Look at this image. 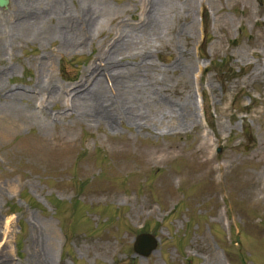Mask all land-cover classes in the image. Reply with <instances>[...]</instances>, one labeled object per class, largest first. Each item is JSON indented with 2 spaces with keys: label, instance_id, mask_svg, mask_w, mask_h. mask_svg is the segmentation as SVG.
<instances>
[{
  "label": "rangeland",
  "instance_id": "1",
  "mask_svg": "<svg viewBox=\"0 0 264 264\" xmlns=\"http://www.w3.org/2000/svg\"><path fill=\"white\" fill-rule=\"evenodd\" d=\"M173 1L167 27L182 33L148 60L161 97L145 127L115 132L76 118L69 91L148 2L105 0V31L61 53L58 40L9 39L21 10L0 6V264H45L43 251L49 264H264V0H190L189 15ZM45 65L51 84L30 95ZM185 95L186 124L158 113ZM140 233L157 238L145 256Z\"/></svg>",
  "mask_w": 264,
  "mask_h": 264
},
{
  "label": "bare ground",
  "instance_id": "2",
  "mask_svg": "<svg viewBox=\"0 0 264 264\" xmlns=\"http://www.w3.org/2000/svg\"><path fill=\"white\" fill-rule=\"evenodd\" d=\"M104 1L14 0L18 10H21L17 20L21 30L14 25L15 27L12 26L13 29L8 30L6 36L12 40L28 36L41 41L58 40L59 53L64 50L80 51L91 47L96 38L106 29V22H103L106 20L107 11L103 6ZM146 1L149 7L144 19L137 25L127 24L123 27L117 25L115 27L117 31L111 36L110 44L100 49L101 55L97 54L103 57L104 64L101 67L96 63L90 64L83 70L79 84L69 91V94L73 95L70 111L75 110L76 118L79 116L85 120L88 119L95 125L104 123L107 129L113 132L117 125L124 122L128 127L143 128L147 125L146 121L148 115H151L152 106L161 97L159 96L161 91L157 85L159 77L149 72L153 66L148 60L155 52L156 45H159L164 37L169 36L168 32L182 33L180 29L183 27H167L169 18L176 17L178 11V6L173 0ZM69 2L71 6L68 5ZM181 8L188 15L191 14V1L183 0ZM46 26L49 28L48 32H45ZM6 53L4 46L0 45V56ZM126 57L136 60L135 68L128 69L127 66L123 67V64L119 63ZM9 70L10 68L2 70L0 79ZM45 71H50L49 65H45L41 70L40 80L36 85H32L30 95H34L37 90L45 89V82L49 80L46 79V75L49 74ZM84 73H90L89 77H84ZM48 84L51 82L48 81ZM23 90L14 91L4 97L14 100L28 97ZM59 91V86L51 85L47 103L59 97ZM168 107L159 110L158 113L160 112L163 117L172 113L183 124H186L189 118L191 119L189 95H185L177 102L169 100ZM1 235H4V232H1ZM46 254L43 251L40 256H43L45 264H49Z\"/></svg>",
  "mask_w": 264,
  "mask_h": 264
},
{
  "label": "water",
  "instance_id": "3",
  "mask_svg": "<svg viewBox=\"0 0 264 264\" xmlns=\"http://www.w3.org/2000/svg\"><path fill=\"white\" fill-rule=\"evenodd\" d=\"M9 0H0V6L5 7ZM157 239L147 233L137 235L133 243L134 252L139 255H147L156 247Z\"/></svg>",
  "mask_w": 264,
  "mask_h": 264
}]
</instances>
